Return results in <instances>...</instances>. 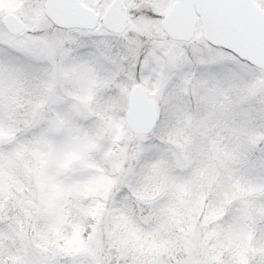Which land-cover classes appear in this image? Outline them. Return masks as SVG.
<instances>
[{
    "label": "snow or ice",
    "instance_id": "6c2138e0",
    "mask_svg": "<svg viewBox=\"0 0 264 264\" xmlns=\"http://www.w3.org/2000/svg\"><path fill=\"white\" fill-rule=\"evenodd\" d=\"M0 264H264V0H0Z\"/></svg>",
    "mask_w": 264,
    "mask_h": 264
}]
</instances>
